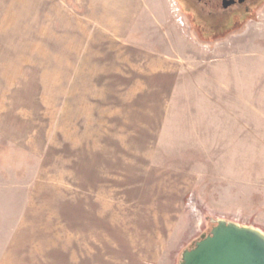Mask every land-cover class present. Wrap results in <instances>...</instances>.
<instances>
[{
	"label": "rangeland",
	"instance_id": "374dc122",
	"mask_svg": "<svg viewBox=\"0 0 264 264\" xmlns=\"http://www.w3.org/2000/svg\"><path fill=\"white\" fill-rule=\"evenodd\" d=\"M218 220L264 232V0L219 40L176 0H0V264H181Z\"/></svg>",
	"mask_w": 264,
	"mask_h": 264
},
{
	"label": "water",
	"instance_id": "95a60500",
	"mask_svg": "<svg viewBox=\"0 0 264 264\" xmlns=\"http://www.w3.org/2000/svg\"><path fill=\"white\" fill-rule=\"evenodd\" d=\"M181 264H264V232L218 220L183 253Z\"/></svg>",
	"mask_w": 264,
	"mask_h": 264
},
{
	"label": "flooded vegetation",
	"instance_id": "af4514ba",
	"mask_svg": "<svg viewBox=\"0 0 264 264\" xmlns=\"http://www.w3.org/2000/svg\"><path fill=\"white\" fill-rule=\"evenodd\" d=\"M263 0H176L179 11L192 26L195 36L210 40L223 39L238 25L256 15Z\"/></svg>",
	"mask_w": 264,
	"mask_h": 264
},
{
	"label": "crops",
	"instance_id": "0c3cea01",
	"mask_svg": "<svg viewBox=\"0 0 264 264\" xmlns=\"http://www.w3.org/2000/svg\"><path fill=\"white\" fill-rule=\"evenodd\" d=\"M165 61H167V60H165Z\"/></svg>",
	"mask_w": 264,
	"mask_h": 264
}]
</instances>
